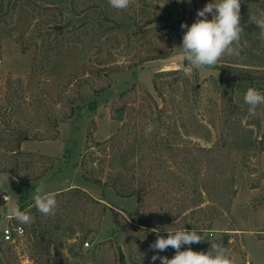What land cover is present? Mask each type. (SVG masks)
I'll use <instances>...</instances> for the list:
<instances>
[{
  "label": "rangeland",
  "instance_id": "rangeland-1",
  "mask_svg": "<svg viewBox=\"0 0 264 264\" xmlns=\"http://www.w3.org/2000/svg\"><path fill=\"white\" fill-rule=\"evenodd\" d=\"M212 2L0 0V264H160L154 228L196 229L193 251L264 264V104L250 117L243 99L264 93L251 19L264 0H241L239 56L191 76L166 61ZM41 181L54 215L34 205Z\"/></svg>",
  "mask_w": 264,
  "mask_h": 264
},
{
  "label": "clouds",
  "instance_id": "clouds-1",
  "mask_svg": "<svg viewBox=\"0 0 264 264\" xmlns=\"http://www.w3.org/2000/svg\"><path fill=\"white\" fill-rule=\"evenodd\" d=\"M190 2V0H189ZM110 7L116 10L127 9L131 0H108ZM241 0H219L206 4L197 11V19L189 26L181 24L186 29L182 37V45L179 47L181 53L172 57L176 61H185L187 66L183 72L191 76L195 70L205 67L211 68L224 56H239L241 48V35L244 28L241 25ZM208 14L212 15L208 19ZM252 22L259 27L260 37L264 39V10H258V15L252 17ZM249 106L248 115L256 116V109L264 104V93L254 87H249L243 97ZM151 131V129H148ZM47 185L41 181L34 189V205L43 215H54L57 208L56 194L46 191ZM14 219L20 224H31L32 216L22 212L19 208L12 210ZM156 233V240L149 246L156 254L151 257L160 264H234L229 250L218 244H211L210 250L197 252L191 249L192 244H198L205 238L198 234L196 229L175 230L167 232V237L160 234L157 228L152 229ZM185 245L187 250L181 251ZM169 247L175 250V255L169 259L167 256L159 255Z\"/></svg>",
  "mask_w": 264,
  "mask_h": 264
},
{
  "label": "built area",
  "instance_id": "built-area-1",
  "mask_svg": "<svg viewBox=\"0 0 264 264\" xmlns=\"http://www.w3.org/2000/svg\"><path fill=\"white\" fill-rule=\"evenodd\" d=\"M0 64H1V60H0ZM23 233H24V229L21 226L15 229L9 227L3 231L2 237L5 242L13 243L16 241L17 237H20L21 235H23ZM86 246H89V244L87 243Z\"/></svg>",
  "mask_w": 264,
  "mask_h": 264
},
{
  "label": "trees",
  "instance_id": "trees-1",
  "mask_svg": "<svg viewBox=\"0 0 264 264\" xmlns=\"http://www.w3.org/2000/svg\"><path fill=\"white\" fill-rule=\"evenodd\" d=\"M25 209V207H21V211H23ZM61 227H58V230L60 229Z\"/></svg>",
  "mask_w": 264,
  "mask_h": 264
},
{
  "label": "water",
  "instance_id": "water-1",
  "mask_svg": "<svg viewBox=\"0 0 264 264\" xmlns=\"http://www.w3.org/2000/svg\"><path fill=\"white\" fill-rule=\"evenodd\" d=\"M166 61H171L172 62V61H175V60H173L172 58H170V59H167Z\"/></svg>",
  "mask_w": 264,
  "mask_h": 264
}]
</instances>
